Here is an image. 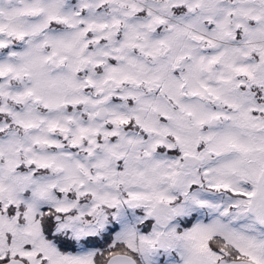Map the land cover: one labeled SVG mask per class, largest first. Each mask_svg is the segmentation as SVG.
Wrapping results in <instances>:
<instances>
[{
	"label": "snow or ice",
	"instance_id": "1",
	"mask_svg": "<svg viewBox=\"0 0 264 264\" xmlns=\"http://www.w3.org/2000/svg\"><path fill=\"white\" fill-rule=\"evenodd\" d=\"M0 264H264V0H0Z\"/></svg>",
	"mask_w": 264,
	"mask_h": 264
}]
</instances>
